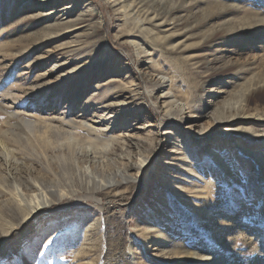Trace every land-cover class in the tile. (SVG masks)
Returning <instances> with one entry per match:
<instances>
[{
    "label": "rangeland",
    "instance_id": "rangeland-1",
    "mask_svg": "<svg viewBox=\"0 0 264 264\" xmlns=\"http://www.w3.org/2000/svg\"><path fill=\"white\" fill-rule=\"evenodd\" d=\"M44 1L0 0V140L65 195L20 220L0 193V264H264V0H158L144 53L122 0Z\"/></svg>",
    "mask_w": 264,
    "mask_h": 264
},
{
    "label": "bare ground",
    "instance_id": "bare-ground-1",
    "mask_svg": "<svg viewBox=\"0 0 264 264\" xmlns=\"http://www.w3.org/2000/svg\"><path fill=\"white\" fill-rule=\"evenodd\" d=\"M168 1H169V3L171 2V0H168ZM180 1H182L183 3L185 1V3H186V0H180ZM44 4L45 5H43V6L41 5V7H39V10H38L39 14H41V11L43 12V9L46 8L47 5L51 6V8H52L51 14H58L59 13V12H57L59 10V8L52 5V0H45ZM119 4H120L119 10L122 12V17L125 20L129 21V25H130L129 33L132 35V41L131 42L136 45L138 51H141L142 53L145 52L146 48L144 47L145 45H144L143 41H148L151 43H155L157 45H159L160 43H163L165 37H164V35L162 36V34L160 32L161 23H159V22L161 20L159 17H160V15H162V13H160L159 11L161 10L160 7L163 8V12L170 11L171 9L169 8V5L160 6V3L158 0H122L121 3H119ZM171 12H168V14H170ZM182 17H184V16H182ZM56 24H58V23H56ZM169 37H171V36H169ZM105 49L108 50V47H106ZM150 54H151V52H150ZM149 58H150V56H149ZM151 63H154V62L152 61ZM263 91H264V87H263ZM183 107H184V105H182V108ZM212 115L216 116V113L214 112V113H212ZM45 127H47V126H45ZM212 128H213V126L207 127L206 129H202L201 132L203 133V135H207L210 133ZM8 133H9V131L6 134H8ZM58 133H59V136L62 135L59 131H58ZM62 133H66V132H62ZM68 134L69 133L67 132V135ZM71 137L73 138L72 135H71ZM40 138L44 141V144H46L47 146L52 145V143L49 141L48 137L46 136L45 132L42 133V135H40ZM65 138L67 139L66 142L68 144L70 142H73V141L76 142V140H77V139L76 140L70 139L69 137H65ZM114 141H116V140H114ZM124 143L125 142L123 141L121 144L124 145ZM112 145H114V144H112V142H111L110 147ZM119 147H121V146H119ZM111 150H113V148L110 149V151ZM86 155H87V159H88L87 162L88 163L86 162L87 164L85 165V167H83L86 172L92 173V171H93L91 169L92 166H97V167L101 168V170L103 169V170L108 172L109 169L111 168V166L113 165L107 159H105L103 161V160H98L96 157H90V155H91L90 153H87ZM0 156H2V158L0 159V193L3 196V199L5 198V196H8V199H6L7 198L6 197L4 201H1V203H3V206H6L10 209L13 207L12 205L16 204L18 206V208H20V210H21V217H20L21 219L20 220H24L28 216H30L32 213L37 212L39 209L51 206L52 204H54V203H56V202H58L64 198V195H65L64 193H59V194L51 195V196L49 193H46L44 191L45 190L44 186L42 185V183L40 181L42 179L40 177H37V176L33 177V175H32L33 166L32 165H26L23 162L24 160L18 161L17 159H15L12 155V151H10V148L6 144H4V142H1V140H0ZM123 157L120 159L117 158L120 163L118 164V167H117L115 173L110 175L109 180L99 179L98 177L95 178L96 180L92 179L93 177L91 178V180H92L91 182L95 184L94 186H95L96 190H98V191L110 190V189H114L116 187H119L122 184H131V183L138 181L139 178L137 176L136 177L138 179L134 178V176L132 177V175H130V173L132 171L136 170V174H138V176H139L140 175L139 172L141 171L142 168H144L143 165L147 161V157L145 156V154H140L139 152L137 154H134L133 156L130 154H126L125 158H127V160H128L127 164H123V162H122L124 159ZM132 158L135 159V160L133 159L134 162H132ZM29 168H30V170H29ZM24 171L28 172V174H26V175L30 178L29 180L32 184V189L30 188V190H27V187H25L24 184L21 183V178H22V174H24ZM84 187H86V186H84ZM71 194H74V192H72ZM0 200H2V199H0ZM23 207L27 208L28 210L24 212V210H22ZM20 222H22V221H20ZM164 242L166 243L167 241H164ZM81 253H83V252H81Z\"/></svg>",
    "mask_w": 264,
    "mask_h": 264
}]
</instances>
